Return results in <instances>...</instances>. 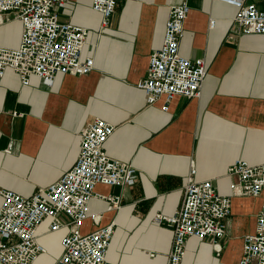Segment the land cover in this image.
Returning a JSON list of instances; mask_svg holds the SVG:
<instances>
[{
	"label": "crops",
	"instance_id": "crops-1",
	"mask_svg": "<svg viewBox=\"0 0 264 264\" xmlns=\"http://www.w3.org/2000/svg\"><path fill=\"white\" fill-rule=\"evenodd\" d=\"M249 1L264 11V0ZM181 3L190 12L180 54L203 59L207 74L199 97L178 95L163 111L164 98L148 105L137 83L163 44L171 7ZM64 9L62 21L88 30L83 56L94 58V69L58 74L52 86L36 76L24 86L13 70L0 78V206L1 192L31 197L59 181L76 163L81 131L99 118L115 126L104 145L108 156L137 172L133 186L98 184L102 198L90 201V212L102 214L100 226L116 224L107 264H167L173 230L155 217L180 207L192 166L197 181H212L220 194L233 197L232 213L222 252L211 238H190L183 264H238L263 198L232 191L237 179L227 170L235 160L264 164V35L240 32L238 9L213 0H117L106 24L92 0H71ZM7 24L14 42L3 46L15 48L22 25L10 20L2 27ZM110 196L120 197L119 210L103 198ZM50 224L46 219L38 229L47 253L34 264H54L63 253L61 240L71 226L50 232ZM95 229L88 218L82 232Z\"/></svg>",
	"mask_w": 264,
	"mask_h": 264
},
{
	"label": "built area",
	"instance_id": "built-area-1",
	"mask_svg": "<svg viewBox=\"0 0 264 264\" xmlns=\"http://www.w3.org/2000/svg\"><path fill=\"white\" fill-rule=\"evenodd\" d=\"M71 0H0V29L10 20L22 25L19 45H0V78L8 70L19 75L24 86L33 76L52 86L58 74L87 75L94 69V58L84 57L89 32L86 28L62 21L59 10ZM139 1V0H131ZM235 6L238 13L235 27L245 35H264V11L249 0H213ZM117 0H92V9L102 17L103 24L115 12ZM190 7L181 3L171 7L166 22L164 41L150 55L146 76L137 83L148 105L164 98L163 111L178 95L192 99L201 95L207 74L203 59L190 60L180 54L184 24ZM216 21L211 19L212 29ZM115 126L95 119L81 131L80 151L73 168L48 188L31 197L13 191L1 192L0 264H34L47 249L38 241V229L50 219V232L63 227L71 230L61 240L62 255L54 264H107L106 255L115 234L116 224L100 226L101 213L90 212V201L99 196L98 184L133 186L136 169L128 163L112 159L104 149ZM228 175L237 181L230 185L240 196L263 198L257 214L255 232L243 238V256L238 264H264V164L251 165L235 160ZM192 166L184 188L180 207L169 216L157 214L158 224L173 230L172 249L167 264H183L190 238L214 240L218 253L225 237L227 219L232 213V196L220 194L212 181H197ZM102 198V197H101ZM119 210L120 197H103ZM65 215L70 222L63 223ZM91 218L96 229L84 233L82 227Z\"/></svg>",
	"mask_w": 264,
	"mask_h": 264
},
{
	"label": "rangeland",
	"instance_id": "rangeland-1",
	"mask_svg": "<svg viewBox=\"0 0 264 264\" xmlns=\"http://www.w3.org/2000/svg\"><path fill=\"white\" fill-rule=\"evenodd\" d=\"M65 9L59 10V14L61 17V20H63L62 15L64 14ZM11 29H13V26L10 24L5 25L0 29V44L1 45H10L13 41V33L11 32Z\"/></svg>",
	"mask_w": 264,
	"mask_h": 264
},
{
	"label": "bare ground",
	"instance_id": "bare-ground-1",
	"mask_svg": "<svg viewBox=\"0 0 264 264\" xmlns=\"http://www.w3.org/2000/svg\"><path fill=\"white\" fill-rule=\"evenodd\" d=\"M14 38V37H13ZM12 42H14V39H13V41Z\"/></svg>",
	"mask_w": 264,
	"mask_h": 264
}]
</instances>
